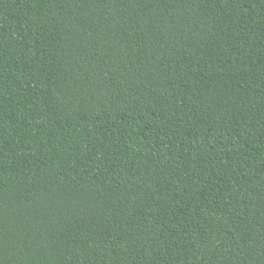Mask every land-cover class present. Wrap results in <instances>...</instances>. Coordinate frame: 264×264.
<instances>
[{
  "label": "trees",
  "instance_id": "trees-1",
  "mask_svg": "<svg viewBox=\"0 0 264 264\" xmlns=\"http://www.w3.org/2000/svg\"><path fill=\"white\" fill-rule=\"evenodd\" d=\"M0 264H264V0H0Z\"/></svg>",
  "mask_w": 264,
  "mask_h": 264
}]
</instances>
